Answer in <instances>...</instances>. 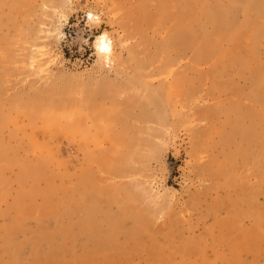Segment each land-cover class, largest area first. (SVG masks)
Wrapping results in <instances>:
<instances>
[{"label": "rangeland", "instance_id": "rangeland-1", "mask_svg": "<svg viewBox=\"0 0 264 264\" xmlns=\"http://www.w3.org/2000/svg\"><path fill=\"white\" fill-rule=\"evenodd\" d=\"M0 264H264V0H0Z\"/></svg>", "mask_w": 264, "mask_h": 264}, {"label": "bare ground", "instance_id": "bare-ground-1", "mask_svg": "<svg viewBox=\"0 0 264 264\" xmlns=\"http://www.w3.org/2000/svg\"><path fill=\"white\" fill-rule=\"evenodd\" d=\"M107 36H105L104 34H101V35H99L98 36V39H97V43H96V45H97V47H98V50H100L101 51V48H103V47H105V46H107V48L109 49V51H107V52H100V53H102L106 58H109V56H110V52H111V44H110V41L108 40V38H106ZM182 42H185L186 41V37H181V39H180ZM79 223H82V221L81 220H79ZM136 227V226H135ZM134 227V228H135ZM92 231H93V233L95 234V237L97 238V240L99 241V242H104V239H103V237H104V234L103 233H100V232H97L96 230H95V228H94V226H93V228H92ZM134 231H135V229H134ZM133 231V232H134Z\"/></svg>", "mask_w": 264, "mask_h": 264}, {"label": "clouds", "instance_id": "clouds-1", "mask_svg": "<svg viewBox=\"0 0 264 264\" xmlns=\"http://www.w3.org/2000/svg\"><path fill=\"white\" fill-rule=\"evenodd\" d=\"M101 51L102 52H107V51H109V49L107 48V46H105V47L101 48Z\"/></svg>", "mask_w": 264, "mask_h": 264}]
</instances>
